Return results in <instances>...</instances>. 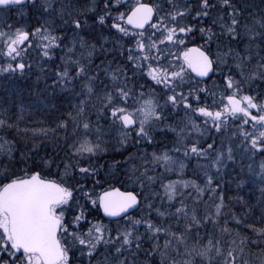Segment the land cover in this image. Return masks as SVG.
Masks as SVG:
<instances>
[{
  "label": "snow or ice",
  "instance_id": "6c2138e0",
  "mask_svg": "<svg viewBox=\"0 0 264 264\" xmlns=\"http://www.w3.org/2000/svg\"><path fill=\"white\" fill-rule=\"evenodd\" d=\"M36 68L52 115L0 108V264H264V0H0V77Z\"/></svg>",
  "mask_w": 264,
  "mask_h": 264
},
{
  "label": "trees",
  "instance_id": "16d2710c",
  "mask_svg": "<svg viewBox=\"0 0 264 264\" xmlns=\"http://www.w3.org/2000/svg\"><path fill=\"white\" fill-rule=\"evenodd\" d=\"M33 58L34 61L39 60V57L35 53H33ZM34 67H36L35 64ZM44 67L45 70L48 71L50 74L52 65L49 64ZM37 76H41V73L39 72L38 68H36V71L34 73H30L23 77L21 76L11 77V78L0 77V108H7L9 110L8 114L13 116V118L15 119L17 116H21V113L19 111V106L23 104L24 112L22 114V119L20 123L21 129L25 127H39L40 125L37 124L36 121L42 119H48L49 115H52L48 112L47 105H41V107L42 106L43 107L42 108L40 107L39 110L35 106V102L37 101V93L41 88H43L42 85H44V81H42L43 78L40 81H37ZM52 103H55L58 106H60L61 101L54 100L52 101ZM30 105L32 106L30 107ZM65 106H66V102H65ZM112 155H113L112 157L102 156L101 160L98 162L101 165H105V168L103 169L105 170V172L108 170L107 167L108 163H110L112 160L118 159L117 158L118 154L113 153ZM244 163L247 164L248 161L245 160ZM191 169L192 168L190 166L188 170L190 171ZM239 170H240V157L238 156L237 164L234 167L230 166L225 176V180L229 182L225 184L226 202H229V198L243 196L246 201H250L251 203L254 204L258 199L260 193L258 190L253 191L250 190L248 187H243L242 190H237L238 179L247 180L246 176L238 175ZM230 207L237 215H239L242 211V205L240 203H237L235 199H232L230 201ZM256 216L257 217L259 216L258 212L256 213ZM99 218L102 217L100 216ZM107 222L108 221L105 220V223ZM246 223H251V220L247 221ZM231 227L234 230L236 229V225L234 223L231 225ZM240 231L243 234V227H241ZM247 251L248 249H246V252ZM251 251L253 253H257L260 250L253 248L251 249Z\"/></svg>",
  "mask_w": 264,
  "mask_h": 264
},
{
  "label": "rangeland",
  "instance_id": "374dc122",
  "mask_svg": "<svg viewBox=\"0 0 264 264\" xmlns=\"http://www.w3.org/2000/svg\"><path fill=\"white\" fill-rule=\"evenodd\" d=\"M122 2L123 3H125V4H127V0H122ZM120 10H123V9H120ZM104 35H108V33L107 32H105L104 33ZM110 46V45H109ZM42 79V78H41ZM218 79V78H217ZM42 81H43V79H42ZM143 82V81H142ZM206 83H208V84H211V81L210 80H208ZM43 87H44V85H42ZM160 89L159 88H157V91H159ZM182 114V113H181ZM93 119H95V116H93ZM116 135V130H113L112 132H111V136L112 137H114ZM170 138V140H171V136H169ZM106 138H108V137H106ZM111 151V150H110ZM128 151L130 152V151H134V149L133 148H129L128 149ZM148 151H152V149H148ZM125 155H127V152H125ZM103 156H105V157H112L113 155L111 154V155H103ZM102 158V157H101ZM101 158L99 159V161L101 160ZM117 158L118 159H121V157L118 155L117 156ZM98 161V162H99ZM192 163H195V161H192ZM108 171V170H107ZM106 171V172H107ZM103 172H105V170H103ZM103 172H102V174H103ZM191 175H192V169L189 171L188 170V168L187 169H185V177L183 176V177H179L178 176V173H176V172H173V173H169L168 174V176H167V178L168 179H177V178H184V179H187V178H189V177H191ZM210 228H211V226H209Z\"/></svg>",
  "mask_w": 264,
  "mask_h": 264
},
{
  "label": "bare ground",
  "instance_id": "6f19581e",
  "mask_svg": "<svg viewBox=\"0 0 264 264\" xmlns=\"http://www.w3.org/2000/svg\"><path fill=\"white\" fill-rule=\"evenodd\" d=\"M31 78H32V77H31ZM13 81H14V80H13ZM27 84H28V83H27ZM3 103H4V102H3ZM42 107H43V106H42ZM42 107H41V108H42ZM46 108H47V107H46ZM44 109H45V108H44ZM44 109H43V110H44ZM169 138H170V137H169ZM102 162H103V161H102ZM225 176H226V175H225ZM184 177H185V176H184ZM227 187H228V186H227Z\"/></svg>",
  "mask_w": 264,
  "mask_h": 264
},
{
  "label": "water",
  "instance_id": "95a60500",
  "mask_svg": "<svg viewBox=\"0 0 264 264\" xmlns=\"http://www.w3.org/2000/svg\"><path fill=\"white\" fill-rule=\"evenodd\" d=\"M103 215V214H102Z\"/></svg>",
  "mask_w": 264,
  "mask_h": 264
}]
</instances>
